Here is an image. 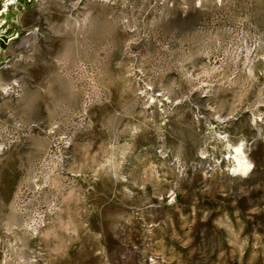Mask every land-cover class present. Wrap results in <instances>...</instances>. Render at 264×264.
<instances>
[{
	"label": "rangeland",
	"instance_id": "374dc122",
	"mask_svg": "<svg viewBox=\"0 0 264 264\" xmlns=\"http://www.w3.org/2000/svg\"><path fill=\"white\" fill-rule=\"evenodd\" d=\"M0 264H264V0H0Z\"/></svg>",
	"mask_w": 264,
	"mask_h": 264
},
{
	"label": "bare ground",
	"instance_id": "6f19581e",
	"mask_svg": "<svg viewBox=\"0 0 264 264\" xmlns=\"http://www.w3.org/2000/svg\"><path fill=\"white\" fill-rule=\"evenodd\" d=\"M233 152L232 158L234 159V163L231 168L232 172L237 174H247L251 169V162L247 159L241 147L235 146Z\"/></svg>",
	"mask_w": 264,
	"mask_h": 264
}]
</instances>
